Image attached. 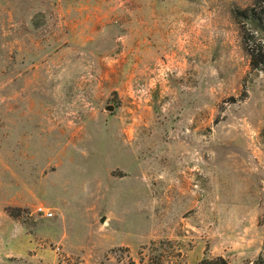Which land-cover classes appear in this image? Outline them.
I'll use <instances>...</instances> for the list:
<instances>
[{
  "label": "rangeland",
  "instance_id": "374dc122",
  "mask_svg": "<svg viewBox=\"0 0 264 264\" xmlns=\"http://www.w3.org/2000/svg\"><path fill=\"white\" fill-rule=\"evenodd\" d=\"M263 252L264 0H0V264Z\"/></svg>",
  "mask_w": 264,
  "mask_h": 264
},
{
  "label": "trees",
  "instance_id": "16d2710c",
  "mask_svg": "<svg viewBox=\"0 0 264 264\" xmlns=\"http://www.w3.org/2000/svg\"><path fill=\"white\" fill-rule=\"evenodd\" d=\"M250 9H235L233 14L235 18L246 17ZM254 66V65H252ZM197 264H227L226 259L223 256L215 257H203ZM251 264H264V252L259 254Z\"/></svg>",
  "mask_w": 264,
  "mask_h": 264
},
{
  "label": "built area",
  "instance_id": "2783aa9c",
  "mask_svg": "<svg viewBox=\"0 0 264 264\" xmlns=\"http://www.w3.org/2000/svg\"><path fill=\"white\" fill-rule=\"evenodd\" d=\"M36 211L40 214H43L44 216H51L52 215V212L48 208H45L43 206H37Z\"/></svg>",
  "mask_w": 264,
  "mask_h": 264
},
{
  "label": "water",
  "instance_id": "95a60500",
  "mask_svg": "<svg viewBox=\"0 0 264 264\" xmlns=\"http://www.w3.org/2000/svg\"><path fill=\"white\" fill-rule=\"evenodd\" d=\"M107 109H111V107H108Z\"/></svg>",
  "mask_w": 264,
  "mask_h": 264
}]
</instances>
